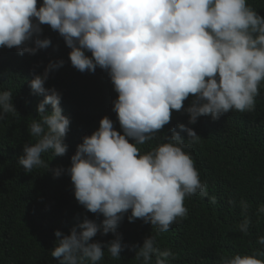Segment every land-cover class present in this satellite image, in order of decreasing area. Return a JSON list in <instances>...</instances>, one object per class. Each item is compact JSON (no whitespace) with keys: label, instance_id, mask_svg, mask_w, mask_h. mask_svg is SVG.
<instances>
[{"label":"clouds","instance_id":"9594fccd","mask_svg":"<svg viewBox=\"0 0 264 264\" xmlns=\"http://www.w3.org/2000/svg\"><path fill=\"white\" fill-rule=\"evenodd\" d=\"M44 26L64 38L79 72L94 74L99 67L109 73L118 93L113 110L123 130L103 118L99 130L84 137L71 168L54 170L57 178L68 172L76 200L104 221L98 225L85 219L79 226L83 231L73 229L71 235L57 231L52 256L60 264H100L105 245L92 241L103 228L105 236L116 234L107 251L120 259L125 245L117 229L129 212L130 223L143 220L168 232L187 217V198L208 196L180 135L186 132L191 143H199L192 128L181 124L180 132L171 129L168 142L146 154L139 146L164 131L190 98L192 125L201 117L218 121L234 110L255 112L264 85V16L248 0H43L42 5L40 0H0V49L37 55L52 44L40 39ZM64 63L49 64L31 81L33 92L45 99L38 106L41 119L29 127L36 143L25 144L19 161L28 174L36 168L52 171L42 159L49 151L56 157L69 151L65 141L71 120L63 114L62 95L45 88L52 71ZM15 113L13 94L0 92V122ZM211 202L217 203L216 198ZM241 206L246 215L249 205L241 201ZM258 214H264V205ZM250 225L251 219H245L239 231L247 235ZM258 243L264 245V237ZM132 251L143 264H153V256L155 264L174 258L171 250L156 247L153 236ZM222 264H264V252L238 254Z\"/></svg>","mask_w":264,"mask_h":264},{"label":"trees","instance_id":"16d2710c","mask_svg":"<svg viewBox=\"0 0 264 264\" xmlns=\"http://www.w3.org/2000/svg\"><path fill=\"white\" fill-rule=\"evenodd\" d=\"M261 16H264V0H248ZM42 5L43 0H40ZM40 39H51L46 50L35 56L19 54L18 49H0V92H11L15 114H8L0 122V264H60L52 256L58 245L56 232L71 235L73 229L85 219L102 225L104 217L86 210L75 198V187L65 171L59 178L54 170L70 169L72 157L83 143L100 128L103 118H110L117 131L123 134L114 102L118 93L108 72L97 68L81 73L70 60L71 49L63 37L50 27H43ZM35 47V44L29 45ZM91 57V53H87ZM64 61V66L52 71L45 88H55L62 95L63 114L71 120L65 143L69 151L64 157H56L52 151L42 159L49 168H36L30 174L20 165L25 155V144L34 145L36 138L30 135L29 127L40 120L38 106L45 99L35 94L31 81L43 75L49 64ZM257 98L256 110L250 113L232 111L214 121L201 117L195 125L189 123L187 108L192 98L185 103L182 112H174L170 125L157 134L154 140L141 145L146 154L172 135L171 129L180 132L179 125L192 128L201 137L199 143H191L186 132H180L196 163L200 179L207 185L208 196L202 194L186 199L188 215L177 220L168 232H160L143 220L129 222L131 212L123 219L117 234L123 237L125 251L120 259H113L107 245L116 234H103V228L92 241L105 245L104 259L100 264H143L136 259L132 248L143 246L151 236L156 238V247L161 251L171 250L174 258L167 264H222L225 258L236 255H251L264 252L258 243L264 237V214H258L264 205V85ZM49 114L53 111L48 106ZM215 197L217 203L211 202ZM232 201L235 203L233 204ZM241 201L249 205L245 215ZM251 219L249 233L239 231L245 219ZM156 256H153L155 264ZM85 264H91L86 260Z\"/></svg>","mask_w":264,"mask_h":264}]
</instances>
